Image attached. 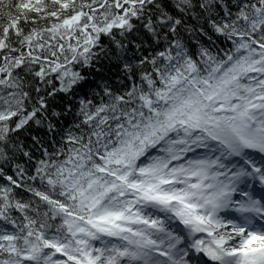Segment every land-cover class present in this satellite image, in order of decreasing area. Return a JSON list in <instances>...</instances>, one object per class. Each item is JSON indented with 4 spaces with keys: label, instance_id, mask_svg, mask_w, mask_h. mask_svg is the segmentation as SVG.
I'll return each mask as SVG.
<instances>
[{
    "label": "snow or ice",
    "instance_id": "obj_1",
    "mask_svg": "<svg viewBox=\"0 0 264 264\" xmlns=\"http://www.w3.org/2000/svg\"><path fill=\"white\" fill-rule=\"evenodd\" d=\"M0 264H264V0H0Z\"/></svg>",
    "mask_w": 264,
    "mask_h": 264
}]
</instances>
